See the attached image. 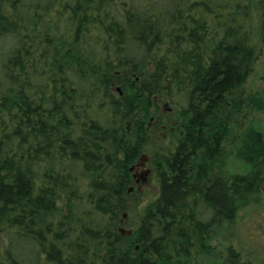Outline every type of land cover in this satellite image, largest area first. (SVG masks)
<instances>
[{"label": "trees", "instance_id": "1", "mask_svg": "<svg viewBox=\"0 0 264 264\" xmlns=\"http://www.w3.org/2000/svg\"><path fill=\"white\" fill-rule=\"evenodd\" d=\"M262 44L264 0H0V264H197L218 236L247 258L264 128L231 123L264 113V78L243 89ZM162 99L177 130L142 205L131 168Z\"/></svg>", "mask_w": 264, "mask_h": 264}, {"label": "rangeland", "instance_id": "2", "mask_svg": "<svg viewBox=\"0 0 264 264\" xmlns=\"http://www.w3.org/2000/svg\"><path fill=\"white\" fill-rule=\"evenodd\" d=\"M260 52L261 53L259 57L253 64L252 71L244 82V94L247 96H249L251 93H257L263 83L264 44H262L260 47ZM174 105L175 104L169 100H159V121H161L162 125H165L166 128H162V126H160L156 129L153 135L154 143L153 140L152 142L150 141V145L145 152L146 156L149 154L151 155L152 151L157 147V145L161 146V137L164 138V135L167 134V123L176 120L177 107ZM253 120L257 121L264 128V113L254 114L249 109L247 110L246 107H243L237 118H234V121H232L231 126L233 127L236 134L238 129L242 130L249 121ZM156 139L158 142H156ZM223 147L226 151H231L233 148V139L232 142H230V139H228V141L224 143ZM142 158L143 155L141 154L135 163V176L139 180L141 179L142 174L146 171V167L144 165H139V162L146 161H143ZM224 160L225 165L223 162V168L225 170L226 168L232 170L233 172L243 170L239 169L243 166L242 163H239L241 160L238 161L237 157L235 158L234 153L225 155L223 161ZM143 185L144 186L139 189L143 193L142 205L145 204L149 199L153 198L157 191L153 174L151 176H145V182ZM262 189L264 191V186ZM234 231L237 235V240L233 242V246L237 250L241 249V253L247 255V258L242 256L239 259H230L223 247L224 244H226V241L222 242L221 237L218 236V239H216L217 241H213L212 243L213 248L197 254L194 262H197V264H264V203L256 210L249 212L245 218H242L234 226Z\"/></svg>", "mask_w": 264, "mask_h": 264}, {"label": "flooded vegetation", "instance_id": "3", "mask_svg": "<svg viewBox=\"0 0 264 264\" xmlns=\"http://www.w3.org/2000/svg\"><path fill=\"white\" fill-rule=\"evenodd\" d=\"M170 110V109H169ZM158 118V117H157ZM157 120L155 119V118H153V117H151V119H150V122H149V124H148V126L149 127H152V125H155V124H157ZM159 123V122H158ZM170 127L168 128V130L166 131V133H172L173 132V129H176L177 130V127H176V123L174 122V121H172V122H170ZM162 126V128H166V126L165 125H161ZM182 125H180V127H181ZM157 127V126H156ZM176 127V128H175ZM179 127V128H180ZM154 131H156V130H154ZM154 131H152V132H154ZM167 135L165 134L164 135V138L166 137ZM142 155H143V161L144 160H146L145 162H139V165H144L145 167H146V171L145 172H147V174L146 175H154V170H153V166L151 165V162H150V160H149V156H146V154L145 153H142ZM135 168H136V165L134 164L133 166H132V168H131V170H132V174H133V177H134V184L137 186V188L138 189H140V188H142L144 185H143V183L145 182V177H144V181H142V176H143V174H142V176H141V179L139 180L136 176H135Z\"/></svg>", "mask_w": 264, "mask_h": 264}, {"label": "water", "instance_id": "4", "mask_svg": "<svg viewBox=\"0 0 264 264\" xmlns=\"http://www.w3.org/2000/svg\"><path fill=\"white\" fill-rule=\"evenodd\" d=\"M146 174H147V172H144V173H143L142 181H144V177L146 176ZM120 231H121L122 233H124L123 229H120ZM126 233H129V231H126Z\"/></svg>", "mask_w": 264, "mask_h": 264}]
</instances>
